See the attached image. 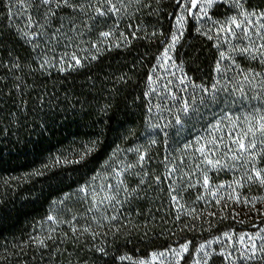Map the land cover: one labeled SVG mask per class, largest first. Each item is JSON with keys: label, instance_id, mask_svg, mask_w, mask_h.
I'll use <instances>...</instances> for the list:
<instances>
[{"label": "trees", "instance_id": "trees-1", "mask_svg": "<svg viewBox=\"0 0 264 264\" xmlns=\"http://www.w3.org/2000/svg\"><path fill=\"white\" fill-rule=\"evenodd\" d=\"M113 2L119 12L94 20L75 13L79 36L64 35L61 8L31 39L27 16L38 18L43 6L0 0V264H149L151 254L183 245L190 264L203 243L264 225V185L255 179L264 138L257 136L254 161L233 160L219 123L207 133L216 168L189 149L225 109L264 115V101L254 99L264 94H216L194 100L191 113L154 114L149 80L184 0ZM103 31L112 35L101 42ZM72 52L80 64L61 59ZM177 58L194 85L213 83L215 44L194 27ZM44 60L51 62L41 68Z\"/></svg>", "mask_w": 264, "mask_h": 264}, {"label": "rangeland", "instance_id": "rangeland-1", "mask_svg": "<svg viewBox=\"0 0 264 264\" xmlns=\"http://www.w3.org/2000/svg\"><path fill=\"white\" fill-rule=\"evenodd\" d=\"M253 13L255 15H252ZM245 15L248 16L247 20H245ZM233 17L238 22H242V28L231 25L230 21ZM181 18H183L182 23H177ZM261 24H264V0H212L211 6L207 5V0H195V4H193V0H184V6L174 24L173 36L178 37V39L169 48V45L172 44L171 38L168 47L165 49L168 53L167 56L164 55V51L159 57L149 80L154 100L153 105L155 106L154 114L177 111L178 113H185L183 111L185 101L190 104L187 113H191L194 110L192 103L194 100L203 98L202 101H206L216 94L220 95L221 99L222 96L227 99V96L233 92L236 99L242 101L245 98V91L249 88H258L260 90H256V93L263 95L264 58L256 51L259 45L264 43V40L261 39V36H264V28L260 27ZM190 27H194L215 44L217 63L214 69V81L208 88L194 85L177 58L179 44ZM228 29L231 31L229 32ZM245 30L252 33L251 40L245 37ZM248 46H252L253 51L242 53L241 49ZM221 53L224 54L223 59ZM245 76L248 79H245ZM204 89H209V91L205 92ZM190 98L193 100L191 101ZM254 99L259 104L264 101V99L257 97ZM258 100L261 101L258 102ZM233 111L225 109L215 123L208 126L202 136H197L193 143H189V149L200 153L198 149L203 145H207L209 149L214 148L215 145L209 143L212 140L207 138V133L217 132L223 126V131L227 133L223 148L228 151L231 148L233 151L230 152L238 155L234 151L236 146L232 144V138L247 129L249 118L255 116L253 114L255 109L249 106V112L242 110V108ZM219 123H222V126ZM215 125H219V128L214 127ZM240 183L239 180L236 185ZM221 187L225 189L227 186ZM244 201H247L246 198ZM254 226L255 230L243 232L232 230L203 243L204 250L201 251L200 245L189 263L264 264V252L259 249L260 245H264V225ZM241 236L245 238L243 242L240 241ZM252 243L258 246L257 254L249 259ZM183 247L184 245L157 251L151 254L145 262L149 264H184L187 261L186 256L190 247L187 245V251H182ZM176 252H180V255H176ZM162 253L163 255H161Z\"/></svg>", "mask_w": 264, "mask_h": 264}, {"label": "snow or ice", "instance_id": "snow-or-ice-1", "mask_svg": "<svg viewBox=\"0 0 264 264\" xmlns=\"http://www.w3.org/2000/svg\"><path fill=\"white\" fill-rule=\"evenodd\" d=\"M179 2V0H178ZM212 0H207V5L211 6ZM17 3L21 5H30L32 3H37L41 6H43L44 11L39 14L38 18L34 19L31 14L27 16V24L26 28L27 30L24 31L25 37H30L31 39H36L43 35V32L41 29L44 28L45 24L51 19L57 17V12L61 9H67L65 12V15L69 17V28L67 32L64 33L65 36H68L69 33H75L76 36H79L81 34L80 29L77 27V22L73 18L75 13H81L88 17V19L94 20L97 16H105L108 13H116L119 12L120 9L117 7V4L113 2V0H17ZM193 4H195V0H193ZM86 5V7H85ZM89 9L92 10V13L94 15L89 14ZM252 15H255L253 13ZM182 19L178 20L177 23H182ZM248 19V16L245 15V20ZM82 27H88V20H83L80 22ZM231 25H234L236 28H242V22H238L235 17L232 18L230 21ZM51 27V25H49ZM63 27V23H61L59 26L55 27L53 33H52V39H56L58 34L61 32V28ZM261 28H264V24L260 25ZM35 28L36 31L33 32L32 29ZM230 32L231 29H228ZM112 35L109 31H103L99 33V37L102 38L101 42L103 40H107ZM244 35L247 39L251 40L252 33L249 30H245ZM178 37L173 36L172 37V44L169 45V48H171L177 41ZM261 39L264 40V36H261ZM71 43V40L69 41ZM254 45V42H253ZM95 47H98L97 45H93ZM253 51L252 46L244 47L241 49L242 53H251ZM256 51L259 52L260 56L264 58V43L260 44L259 47L256 49ZM167 50L165 51V56H167ZM71 60H73L76 64H80L81 60L76 55L75 52L72 53H65L64 57H61V59H64L65 57H69ZM221 58H224V54L221 53ZM55 59V57H53ZM50 60H44L43 63L40 65L41 68L44 66L50 64ZM13 67L19 69L20 64L14 62ZM219 70V66H218ZM245 79H248L247 76H245ZM205 92L209 91V89H204ZM189 110V104L187 101L184 103L183 111L187 113ZM179 123V119L177 120ZM214 127L219 128V125H215ZM257 136L264 138V115H258L249 118L248 120V127L245 131L236 134L232 138V144H234L235 147V153H238L239 155H233L231 159L237 160L241 156H244V154H248L251 156V150L255 149L257 147ZM262 144H264V139H261L260 141ZM199 143V141H197ZM210 144H215V141H209ZM88 151H91V149H88ZM198 151L200 152L201 156L204 157V159L201 161L202 164H206L207 166H210L212 168H216L218 166H221V161L219 159H212V149H209L207 145L201 146ZM229 151H233V149L229 148ZM145 157L143 155L140 156V160L143 161ZM251 159L254 161L255 157L251 156ZM175 171V169H173ZM262 172H264V169L256 170L255 171V179L258 181L261 185H264V175H262ZM253 177L251 175L248 176V180H252ZM123 183V181H121ZM203 183L205 185H208L209 183V177L207 174H204L203 177ZM81 191H85V189H81ZM175 191V189H173ZM105 200L111 201L116 199L115 195L112 196H105ZM173 200H176L177 197L173 196ZM49 219H53L52 217H49ZM244 236L240 237V241H244ZM251 239V238H250ZM40 243H43L42 241ZM257 245L255 243H252L250 245L251 249V256L248 257L249 259L252 257H255L257 252ZM259 249L261 252H264V245H260ZM204 250V246L201 245V251ZM182 251H187V245H184ZM163 255V253L161 254ZM176 255H180V252H176Z\"/></svg>", "mask_w": 264, "mask_h": 264}]
</instances>
